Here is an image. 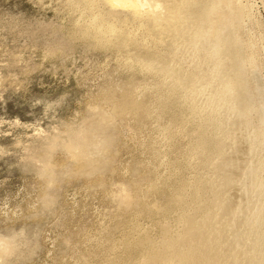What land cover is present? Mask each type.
Wrapping results in <instances>:
<instances>
[{"label":"rangeland","instance_id":"rangeland-1","mask_svg":"<svg viewBox=\"0 0 264 264\" xmlns=\"http://www.w3.org/2000/svg\"><path fill=\"white\" fill-rule=\"evenodd\" d=\"M238 1L264 95V0ZM149 27L106 0H0V264H100L132 224L157 231L160 205L197 176L203 131L154 63L165 38Z\"/></svg>","mask_w":264,"mask_h":264},{"label":"bare ground","instance_id":"bare-ground-1","mask_svg":"<svg viewBox=\"0 0 264 264\" xmlns=\"http://www.w3.org/2000/svg\"><path fill=\"white\" fill-rule=\"evenodd\" d=\"M106 2L143 18L151 34L165 38L161 48L153 47L154 63L172 95L179 94L198 117L195 128L203 133L190 145L199 161L197 176L180 182L167 209L160 205L167 211L157 231L132 224L122 236L123 249L116 251L118 243L103 246L107 258L100 264H264V95L246 74L257 61L253 45L240 38L246 5L238 0ZM112 25L97 26L108 32ZM129 106L142 108L128 100L119 104ZM131 247L134 252L127 250Z\"/></svg>","mask_w":264,"mask_h":264}]
</instances>
